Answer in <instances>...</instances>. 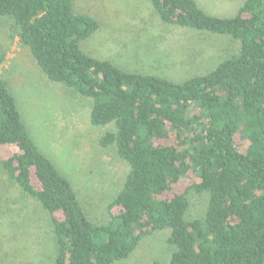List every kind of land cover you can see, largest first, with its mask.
Returning <instances> with one entry per match:
<instances>
[{
  "label": "trees",
  "instance_id": "trees-1",
  "mask_svg": "<svg viewBox=\"0 0 264 264\" xmlns=\"http://www.w3.org/2000/svg\"><path fill=\"white\" fill-rule=\"evenodd\" d=\"M148 1L161 24L225 37L237 50L173 82L84 53L100 24L74 0H0V20L48 82L89 103V124L105 129L99 148L114 150L127 173L105 221L91 222L2 78L0 172L45 215L52 264H116L165 231L167 264H264V0H242L227 17L197 0Z\"/></svg>",
  "mask_w": 264,
  "mask_h": 264
},
{
  "label": "rangeland",
  "instance_id": "rangeland-1",
  "mask_svg": "<svg viewBox=\"0 0 264 264\" xmlns=\"http://www.w3.org/2000/svg\"><path fill=\"white\" fill-rule=\"evenodd\" d=\"M197 2L206 13L227 17L242 0ZM74 11L100 24L82 43L84 53L130 72L182 82L206 74L237 50L225 37L161 24L148 0H74ZM0 53L5 54L0 78L8 83L30 137L69 180L88 219L104 222L106 207L127 173L114 150L99 148L105 129L89 124L87 101L45 79L3 20ZM7 156V149L0 151V159ZM187 183L182 181L173 193L182 192ZM167 236L165 231L146 237L129 258L116 264H167ZM53 253L45 215L0 172V264H52Z\"/></svg>",
  "mask_w": 264,
  "mask_h": 264
}]
</instances>
